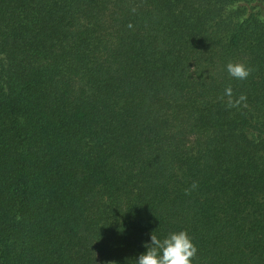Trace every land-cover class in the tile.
<instances>
[{
  "label": "trees",
  "instance_id": "16d2710c",
  "mask_svg": "<svg viewBox=\"0 0 264 264\" xmlns=\"http://www.w3.org/2000/svg\"><path fill=\"white\" fill-rule=\"evenodd\" d=\"M182 230L264 264V0H0V264Z\"/></svg>",
  "mask_w": 264,
  "mask_h": 264
},
{
  "label": "clouds",
  "instance_id": "9594fccd",
  "mask_svg": "<svg viewBox=\"0 0 264 264\" xmlns=\"http://www.w3.org/2000/svg\"><path fill=\"white\" fill-rule=\"evenodd\" d=\"M226 70L235 80L243 81L251 75V69L243 63L229 62ZM231 94V88L225 89V95ZM229 106H233L231 101ZM154 233L144 243L145 251L135 258L134 264H192L197 249L186 231L170 232L163 239Z\"/></svg>",
  "mask_w": 264,
  "mask_h": 264
}]
</instances>
